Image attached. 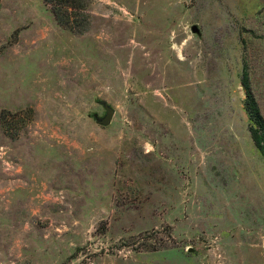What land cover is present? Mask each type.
<instances>
[{
  "label": "rangeland",
  "instance_id": "1",
  "mask_svg": "<svg viewBox=\"0 0 264 264\" xmlns=\"http://www.w3.org/2000/svg\"><path fill=\"white\" fill-rule=\"evenodd\" d=\"M74 4L0 0V264H264V0Z\"/></svg>",
  "mask_w": 264,
  "mask_h": 264
},
{
  "label": "trees",
  "instance_id": "2",
  "mask_svg": "<svg viewBox=\"0 0 264 264\" xmlns=\"http://www.w3.org/2000/svg\"><path fill=\"white\" fill-rule=\"evenodd\" d=\"M76 0H45L52 7L58 22L62 25L70 22L71 17L75 14ZM242 85L246 92L245 109L251 120L250 134L253 143L264 160V117L261 113L257 100L252 92L248 73L245 70L242 78ZM11 114H4L2 120L7 123V117ZM15 115V114H13Z\"/></svg>",
  "mask_w": 264,
  "mask_h": 264
},
{
  "label": "water",
  "instance_id": "3",
  "mask_svg": "<svg viewBox=\"0 0 264 264\" xmlns=\"http://www.w3.org/2000/svg\"><path fill=\"white\" fill-rule=\"evenodd\" d=\"M192 32L194 34H199L200 30L197 26L192 27ZM101 106L103 107L105 114L103 117H99L98 115H95V121L96 124L103 127H108L112 124V121L115 116V110L112 106H110L107 102L102 101Z\"/></svg>",
  "mask_w": 264,
  "mask_h": 264
}]
</instances>
